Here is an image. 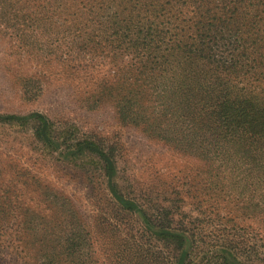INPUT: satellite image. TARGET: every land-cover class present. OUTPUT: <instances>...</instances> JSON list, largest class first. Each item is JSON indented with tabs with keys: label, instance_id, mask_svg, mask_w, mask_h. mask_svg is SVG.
<instances>
[{
	"label": "rangeland",
	"instance_id": "1",
	"mask_svg": "<svg viewBox=\"0 0 264 264\" xmlns=\"http://www.w3.org/2000/svg\"><path fill=\"white\" fill-rule=\"evenodd\" d=\"M30 24L39 30L27 32L28 46L0 30V113L39 111L55 127L71 125L78 135L112 146L119 189L154 220L183 222L194 231L200 264H220L210 249L226 243L245 264H264V198L256 172L232 161L223 166L201 150L185 119L166 109L154 89L128 93L110 53L73 43L68 52L48 47L56 37L48 40L41 25ZM202 75L199 69L195 76ZM186 105V117L199 107ZM97 175L95 164L80 168L45 152L30 125L0 123V264H129L132 259L107 258L127 249L137 264H173L169 241L136 234L123 212L108 214Z\"/></svg>",
	"mask_w": 264,
	"mask_h": 264
},
{
	"label": "trees",
	"instance_id": "2",
	"mask_svg": "<svg viewBox=\"0 0 264 264\" xmlns=\"http://www.w3.org/2000/svg\"><path fill=\"white\" fill-rule=\"evenodd\" d=\"M30 23L41 25L48 40L56 37L48 47L65 46L68 52L73 43L110 53L119 63L122 82L130 87L128 93L143 95V89H154L166 109L185 119L201 150L219 157L223 166L232 161L256 172L254 183L260 186V200L264 198V0H0L4 34L22 37L28 46L27 32L39 30ZM81 49L74 54L80 56ZM199 69L201 79L195 76ZM187 103L199 105L188 117ZM0 123L30 125L41 148L65 164H95L108 214L115 218L123 212L135 223L136 234L169 241L175 251L173 264L202 262L193 252L198 240L194 231L183 222L154 220L119 189L112 146L98 137L78 135L71 125L55 127L39 111L0 113ZM106 223L118 233L115 225ZM104 233L101 229L100 235ZM226 244L213 245L210 258L215 256L220 264H245ZM125 252L107 258L132 259L131 264L137 255L131 249Z\"/></svg>",
	"mask_w": 264,
	"mask_h": 264
}]
</instances>
